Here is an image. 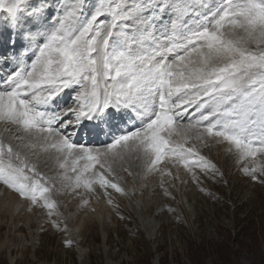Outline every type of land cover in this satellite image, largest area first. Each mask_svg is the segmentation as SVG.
I'll return each instance as SVG.
<instances>
[{
  "label": "snow or ice",
  "instance_id": "6c2138e0",
  "mask_svg": "<svg viewBox=\"0 0 264 264\" xmlns=\"http://www.w3.org/2000/svg\"><path fill=\"white\" fill-rule=\"evenodd\" d=\"M0 10L17 26L25 14L36 21L44 16L43 8L26 0H0ZM60 11L37 42L30 66L2 81L0 123L13 139L28 142L24 147L42 141L57 160L71 159L76 188L91 192L95 184L105 195L108 188L123 195L105 176L114 175L112 164L123 151L137 153L148 172L165 157L187 168L197 153L173 135L185 143L193 132L197 140L207 135L226 142L238 162L264 154V0H220L215 7L206 0H64ZM26 35L31 40V30ZM65 90L74 94L60 106ZM113 110H131L140 126L112 133L102 147L75 139L85 121L93 128L110 124ZM242 171L255 180L258 168ZM42 180L34 165L0 140V183L32 206L42 202L51 215L55 204Z\"/></svg>",
  "mask_w": 264,
  "mask_h": 264
},
{
  "label": "bare ground",
  "instance_id": "6f19581e",
  "mask_svg": "<svg viewBox=\"0 0 264 264\" xmlns=\"http://www.w3.org/2000/svg\"><path fill=\"white\" fill-rule=\"evenodd\" d=\"M56 1L58 0H47V3H45V0H26L27 3L33 4L37 8H43L44 16L41 17L40 21H36L35 19L29 20L28 14H25L20 17L21 23L19 26L12 21L7 11L0 10V89L5 87L2 81L6 79L7 74L18 67L30 66L31 61L35 59L33 51L36 49L37 42L43 38L45 28L50 27L53 23L51 20L53 17L62 15L60 9L64 1L59 5L60 7H57L58 9L54 4ZM219 2L220 0H206L208 5L211 4V7L217 6ZM92 3L93 0H89V5ZM44 17L48 18L47 24L44 23ZM21 30L25 34H18ZM29 30L32 33L31 40L26 35ZM4 35L5 42H3ZM24 47L25 50H22L21 48ZM73 94L71 90H65V93L59 98V105L69 103ZM124 111H127V116L124 115ZM185 115L188 116L189 113H185ZM129 116L131 119H128ZM84 123L87 126L81 128L75 139L82 144L85 139V136L82 138L81 134H84L82 131L89 130L92 135L87 139V145L102 147L110 140L112 133L124 128L139 127L140 118L131 110H122L119 113L113 110V118L110 124H101L93 128L89 122L85 121ZM188 135L189 138L186 143L183 136L173 135L172 137L174 142L182 143L185 148H194L197 153V157L189 159L187 168L183 163L165 157L157 165L158 170L148 172L143 159L137 153L123 151L122 158L118 157L112 164L114 175L108 176L105 173V176L107 179L118 183L124 190V194L122 195L114 189L108 188L107 192L110 195L108 197V195H105V190L101 189L99 185L94 184V190L91 192L82 185L76 188L75 176L77 173L72 171L71 159L67 162L57 160L54 150H45L46 146L42 141H33L30 146L24 147L23 144L28 142L13 139V133L6 130L5 126L0 123V140L10 144L13 150L18 151L28 163L34 165L40 176L47 181L46 185L51 189L50 200L55 204V209H52V212H55L53 215L61 221V226L66 235L76 246H79L82 241L81 235L86 222L96 221L102 229L107 228L104 224L105 220L110 218L109 200L112 202L117 199L125 201L128 198L139 205L145 219L144 229L150 236H154L158 230L157 221L165 219L169 213L174 214L177 212L167 203L172 198L174 192L172 189L178 191L179 186L184 188L187 184H195V187L199 188L202 178L207 180L208 175L203 174V164L212 166L211 170H206L212 176L219 175L227 170L224 180L227 178L234 180L238 176H242L245 174L242 171L245 166L249 168L257 167V173L261 177V181L264 182V154L258 153L254 160L248 158L238 162L235 150L229 151V145L226 142H218L216 138L207 137V135L202 140H197L194 132ZM198 157H203L204 161L198 162ZM13 163L18 164L19 161L14 159ZM60 163H65V168H60ZM196 164L197 166H195ZM80 166L78 165V167ZM27 175L32 176L33 174L27 173ZM210 178L209 175L208 179ZM44 180L41 183H44ZM66 187L68 188L66 189ZM194 195L195 191H191L189 197L192 198ZM84 201H87V203H84ZM192 204L189 203L186 206L191 208ZM112 209L115 210V208ZM188 211H191V209H188ZM53 215H49V209L44 208L42 202L32 206L30 201L21 199L18 194L0 183V216L3 217L2 223L6 226L7 222H10V230L14 232L27 231L30 248L36 247L37 238L42 230L46 228V223ZM56 230L54 229V231ZM78 252L79 258H83L85 255L83 250Z\"/></svg>",
  "mask_w": 264,
  "mask_h": 264
},
{
  "label": "rangeland",
  "instance_id": "374dc122",
  "mask_svg": "<svg viewBox=\"0 0 264 264\" xmlns=\"http://www.w3.org/2000/svg\"><path fill=\"white\" fill-rule=\"evenodd\" d=\"M63 1H56L55 7ZM206 9L198 10L205 14ZM88 131H82V144L92 135ZM226 171L212 176L203 170L211 178H202L199 188L195 184L173 188L167 203L177 212L157 221L154 236L144 229L140 206L128 198L108 202L107 228L86 222L79 246L71 242L52 209L34 248L27 231H11L10 222L5 226L0 216V264H264V182L257 172L255 180L246 174L224 180Z\"/></svg>",
  "mask_w": 264,
  "mask_h": 264
}]
</instances>
